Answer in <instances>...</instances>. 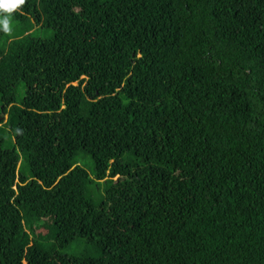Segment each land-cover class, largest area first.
I'll return each mask as SVG.
<instances>
[{
  "label": "trees",
  "instance_id": "trees-1",
  "mask_svg": "<svg viewBox=\"0 0 264 264\" xmlns=\"http://www.w3.org/2000/svg\"><path fill=\"white\" fill-rule=\"evenodd\" d=\"M10 18L0 264H264V0H25ZM79 238L97 253H65Z\"/></svg>",
  "mask_w": 264,
  "mask_h": 264
},
{
  "label": "rangeland",
  "instance_id": "rangeland-1",
  "mask_svg": "<svg viewBox=\"0 0 264 264\" xmlns=\"http://www.w3.org/2000/svg\"><path fill=\"white\" fill-rule=\"evenodd\" d=\"M10 18V24L9 27L11 28L12 23ZM34 35L40 36L43 38H51L54 35V32L52 29L49 28H38L34 27L31 31ZM75 84H79V82H76ZM26 87L22 84L19 89V94L23 95L25 93ZM8 115L5 114L3 118V122L5 123L7 121ZM8 138H11L12 140L15 139V136L13 133H11ZM22 154V153H21ZM23 159V158H22ZM81 166L87 168L92 173V167H91V161L87 160V158H82L79 163ZM64 252L67 254H83V253H90V254H96L97 252L87 244L86 240L83 238H79L75 240L68 248L64 249Z\"/></svg>",
  "mask_w": 264,
  "mask_h": 264
},
{
  "label": "clouds",
  "instance_id": "clouds-1",
  "mask_svg": "<svg viewBox=\"0 0 264 264\" xmlns=\"http://www.w3.org/2000/svg\"><path fill=\"white\" fill-rule=\"evenodd\" d=\"M25 3V0H0V24L3 25V30L10 32V14L17 10ZM8 14V15H2Z\"/></svg>",
  "mask_w": 264,
  "mask_h": 264
}]
</instances>
